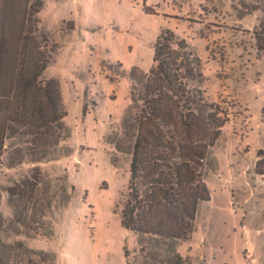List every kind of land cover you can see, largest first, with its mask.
Instances as JSON below:
<instances>
[{
  "label": "rangeland",
  "instance_id": "374dc122",
  "mask_svg": "<svg viewBox=\"0 0 264 264\" xmlns=\"http://www.w3.org/2000/svg\"><path fill=\"white\" fill-rule=\"evenodd\" d=\"M41 1L36 35L52 54L44 76L59 79L68 114L47 158L8 142L5 263L264 264V0ZM166 29L200 57L195 84L228 116L205 166L211 199L190 237L172 241L122 224L132 158L123 121L134 73L149 72Z\"/></svg>",
  "mask_w": 264,
  "mask_h": 264
},
{
  "label": "trees",
  "instance_id": "16d2710c",
  "mask_svg": "<svg viewBox=\"0 0 264 264\" xmlns=\"http://www.w3.org/2000/svg\"><path fill=\"white\" fill-rule=\"evenodd\" d=\"M42 4L0 0V163L13 139L34 161L47 158L65 131L61 83L44 76L52 60L48 39L36 35ZM201 64L188 42L166 29L149 72L134 73L133 105L123 121L132 158L122 224L131 231L189 238L201 204L211 199L205 166L228 116L196 86ZM25 147L14 149L20 161Z\"/></svg>",
  "mask_w": 264,
  "mask_h": 264
}]
</instances>
